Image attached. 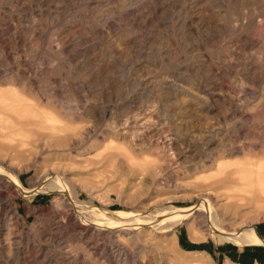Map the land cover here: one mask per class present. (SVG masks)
<instances>
[{
  "label": "rangeland",
  "instance_id": "374dc122",
  "mask_svg": "<svg viewBox=\"0 0 264 264\" xmlns=\"http://www.w3.org/2000/svg\"><path fill=\"white\" fill-rule=\"evenodd\" d=\"M240 35L264 39V0H0V91L38 105L59 140H81L66 152L24 133L5 140L14 128L0 115V162L38 189L0 191L18 217L0 216V264H264V208L238 200L225 212L214 206L219 193L215 229L191 216L159 238L139 229L80 241L69 232V217L121 230L194 208L219 176L210 155L248 142L222 134L246 127L245 117L264 119V44L245 48ZM249 65L257 83L243 76ZM201 79L219 98L209 110ZM228 99L245 106L223 119ZM246 225L259 244L213 235Z\"/></svg>",
  "mask_w": 264,
  "mask_h": 264
},
{
  "label": "bare ground",
  "instance_id": "6f19581e",
  "mask_svg": "<svg viewBox=\"0 0 264 264\" xmlns=\"http://www.w3.org/2000/svg\"><path fill=\"white\" fill-rule=\"evenodd\" d=\"M240 38L245 48H255L261 44H264V39H249L245 35H240ZM209 71L211 72L212 70L210 69ZM243 76L246 79H250L251 81H255L254 83H257V79L252 76L251 65H249L248 67L245 66ZM204 79H206V77ZM203 84L204 83L201 79V81L197 83V88L199 87L200 91H198L205 95L206 99H204V105L206 106V109L209 110V101L215 98V101H218L219 98L213 93L215 89L205 88V84L204 86H202ZM219 87L222 88V85ZM20 93L21 91L19 92L16 90L4 92L0 91V97L3 99V101L0 103V115L6 116L7 120L11 119L10 124H12V127L14 128L12 132H9V134H4L5 140H7V137L13 138L18 134L24 133L26 134V136L31 135V137L34 138L33 142L35 143V145L39 142L45 143L53 140L58 142V147L61 148L60 150H58L59 152H66L77 148L80 145L81 140H79L80 138L76 136L75 133L67 135L65 136V138H62V140H59L57 130L54 128V126H50L51 123L50 125L47 124V119L45 117L46 114L41 111H38V105L35 106L30 103L27 104L22 102L23 100L21 101L19 98ZM242 101L244 104H247L244 98H242ZM241 104H234L231 99H228L225 102L227 109L224 112L223 119L228 116H231L232 114H234V112L243 109L245 105L243 106V104ZM245 119L246 121H248V125H246V127H244L241 123L235 122L234 127L232 129V133L234 135L230 134L229 131H227L222 134V138L226 140L229 136H232L233 138H235L236 136L242 137V140H247L248 142H244L242 146H227L225 148H222L220 152L217 151L210 155L212 156L216 154L217 158L215 159L214 156L210 157V164L208 168L215 169L216 167V170L219 171V176L216 180L209 184V190L205 191L204 193H201L196 197V205H194L193 209L190 208L189 210H173L158 215V217H137L134 220H129L131 223L124 225L121 230L113 229L108 225L98 223H86V225H80L74 222L71 217H69V227H71L72 229L71 231H69L70 234H72L74 238H78L80 241H91L93 239L96 240V238L99 237L113 238L116 233L123 235L121 234V231L125 232V234L127 236H130L131 238H135L136 230L143 229L149 230L148 233L153 235V238H159L164 234H171L172 230L177 229V226H183V223L185 224V222H187L186 220H188L191 216L195 217V221L200 218V221H203L202 223L208 225L206 226L207 230H210V228L215 229V227L219 225V216H222L223 214L220 211L217 212L218 210L216 211L214 206L222 209L225 212H230L232 208H235L231 206V203H234L233 205H235L236 201L240 200L253 203L256 206L262 205L263 209L264 119L258 120L254 116H248L247 118L245 117ZM62 133L63 131L61 130V134ZM206 133L207 135H209L210 132ZM65 140L68 141L65 147L59 145V143ZM130 144L133 147H136L137 145L132 142H130ZM22 145L23 144H21V147ZM44 149L43 151H45ZM156 152L162 153L163 151L158 148ZM109 157L117 161L121 159L120 155L118 154H110ZM222 161H227L226 165L221 164ZM31 166L32 164H30L28 167ZM15 167H11L8 164L0 162V191H15L17 194L27 196L28 194L38 190L34 189L31 191L24 189L18 177L20 172L18 171V168ZM239 191L243 193V197L241 196L239 198ZM216 193L221 194V196H219L221 198V204L220 202L215 200V205L213 206L210 200L214 201V199L219 198L218 196L215 198ZM2 194L0 193V216L3 217L4 220L6 219L10 222L13 221V224L18 225L16 205L14 200L12 199L11 194ZM234 214H236V212H234L233 215ZM160 228L162 230H165V232L160 231ZM10 235L12 236V234ZM213 235L217 236L220 240L225 239L227 241H233L241 245L260 243L255 233L248 226L238 229H232L230 231H225L221 235H219L218 231H214ZM13 246L15 245L9 243L8 248H12ZM119 247L121 246L119 245ZM36 259L37 258H35L34 261H36Z\"/></svg>",
  "mask_w": 264,
  "mask_h": 264
}]
</instances>
